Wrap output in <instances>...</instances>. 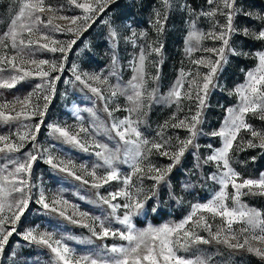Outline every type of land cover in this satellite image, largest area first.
<instances>
[{"label":"rangeland","instance_id":"obj_1","mask_svg":"<svg viewBox=\"0 0 264 264\" xmlns=\"http://www.w3.org/2000/svg\"><path fill=\"white\" fill-rule=\"evenodd\" d=\"M28 0H0V40L4 33L8 32L12 20L19 14L23 3ZM82 2V0H78ZM54 8L60 9L57 15L68 17L82 16L83 10L69 3V0H46ZM238 14L234 16L233 27L236 31L232 34L230 45L235 49L234 53L226 52V62L217 72L214 78V87H211L207 98L206 107L201 114V122L197 125L198 135L194 143L199 147H190L180 162L172 167L165 180L158 185L152 179L145 177L143 181L138 176H132L130 190L142 189L139 199L143 202V208L137 214L132 215V225L137 232L149 228H160L164 225L175 226L186 219L192 212L193 206L204 204L213 199L220 191V185L209 177L218 171L215 163L204 164V159L211 155L215 149L222 147V140L218 136L211 135L219 131L229 116V109L237 108L239 96L236 89L245 84L247 74L257 66L256 52L264 51V41L255 39L252 35H245L244 30L258 33L264 29V0H236ZM214 7L208 0H169L167 6L163 0H112L103 12H98L88 25L83 28L79 35L68 32L51 33L53 39L67 44L75 40L66 53H53L47 50L36 52L34 59L48 60L59 64L64 63L62 72H54L52 76L59 75L56 81V90L52 94L49 107L44 116V122L36 136L35 143L42 149H48L60 160L72 161L78 175L89 180V184L77 181L67 174L53 169L45 162L46 154L33 165L30 183L32 187V202L29 209L17 223L16 232L9 237L3 253H0V264H54L53 254L44 246L35 244L24 239V234L29 230L37 233L49 232L56 239L66 243L76 256L101 255L102 245H117L129 247V242L117 237H108L104 241L94 237L90 239L91 233L87 228L79 224H73L69 220L56 213L45 211L41 205L35 203L41 190L44 191L49 200L63 198L68 202L67 213L79 219L74 213L87 212L92 217H99L105 226L112 230L127 232V226L120 223L116 217H110V209L107 205L98 202L97 193L108 196L124 187V177L131 174V165L125 164L124 144L115 138V134H109L104 129L110 128L113 120L124 119L129 115L127 109L131 102L127 96L131 90L127 88L128 82L135 75L133 70L134 59L139 55L141 48L148 52L147 45L160 47L159 54L150 53L146 60V93L155 89V98L144 102L145 106L138 114H132V119L138 120V128L142 138L150 142H162L169 140L171 151H175L178 140H184L189 136L185 128H172L171 125L190 118L197 111V102L193 93V99L182 98L180 103L169 102L166 97L169 91L176 85L178 78L189 71L199 72L202 77L209 71L207 67L193 64L194 60L201 57L216 59L214 53H205L203 48L220 47V42L204 39L199 43L189 34L193 31L207 33L213 24L219 21L225 23L223 16L211 18L204 15ZM161 14V19L167 16L163 31L158 32L155 25L156 14ZM56 23L67 24V21L56 20ZM117 32L113 39L111 31ZM133 32L136 37L133 38ZM140 33H144L143 36ZM27 38V33L24 34ZM42 33H34L32 38L39 39ZM48 41L41 40V43ZM191 46L198 49L189 53L187 49ZM5 50L0 45V55ZM8 54H13L11 49ZM66 56V59L64 57ZM118 63L113 64V57ZM26 68H34L32 65H23ZM47 65L44 66L47 70ZM76 69L74 72L73 69ZM115 72V75L112 73ZM88 73L99 75L101 79L107 77V84L92 82L93 86L100 87L105 97L110 96L109 85H119L125 89L123 95H117L107 101L108 110L111 111L117 105L120 110L113 112L110 117L105 111V101L100 100L91 93L87 87L75 81L76 74ZM5 77L9 73L3 74ZM188 78H185L182 92H188ZM42 83L39 77H29L18 81L12 88H0V104L9 103L10 107L5 111H12V106L18 99L32 96L33 101L37 96H43L46 92H37L36 85ZM41 106L43 100H40ZM19 110L20 105L15 104ZM14 115V112L12 113ZM246 122L254 129L264 131V121L259 116L248 114ZM39 122V117L30 121H12L4 123L0 120V136H7L12 141L18 139L17 133L22 131L23 124L34 125ZM49 125H58L68 128L76 133L81 127L87 129V133H80V138L86 142L88 151L63 143L49 128ZM243 138H250V133L241 131L237 143ZM106 145L108 149L116 151L120 149L119 160L115 167L120 173V180L111 181L103 187L96 189L91 186L92 178L87 175L94 167L97 176H104L108 170L102 159L94 153L100 151L95 144ZM211 145V147H209ZM2 146V145H0ZM32 142L29 141L20 152L0 153V173L6 169L11 171L14 165L8 163L12 160L24 159L28 152H33ZM255 157L253 160L252 158ZM231 165L240 173L242 178H259L264 173V150L259 148H245L240 150L234 144V150L230 154ZM149 164L158 168L166 169L172 160L170 156H162L155 151L143 161V166ZM81 166H84L82 168ZM98 166V167H97ZM149 175H154L149 174ZM229 195L233 189H227ZM123 197H118L113 203L123 204ZM227 206L232 209L237 205L231 200L226 201ZM240 203L249 209H254L264 215V196L242 195ZM73 206H75L73 208ZM125 210L119 208L116 216L122 218ZM203 215L212 226L215 233L224 228L221 217H212L211 214L198 211L193 218L199 219ZM91 223V221H88ZM246 225L242 223L233 224V232L238 233ZM9 229L11 225L7 226ZM99 230V229H98ZM186 230H193L197 234L211 239L209 232L204 228H193L191 222L186 225ZM224 233L222 232V236ZM240 242H243L242 239ZM254 246L264 248L259 242H253ZM177 255L194 258L202 256L207 264H264V258L246 250H232L222 243L212 241L209 244L193 246L188 251L179 249ZM145 264H148L146 261Z\"/></svg>","mask_w":264,"mask_h":264},{"label":"snow or ice","instance_id":"obj_2","mask_svg":"<svg viewBox=\"0 0 264 264\" xmlns=\"http://www.w3.org/2000/svg\"><path fill=\"white\" fill-rule=\"evenodd\" d=\"M112 0H69V3L76 8L83 10L82 16H64L57 15L60 11L54 8L51 4H46V0H28L22 4L19 14L12 20L8 32L4 33V38L0 40V45L5 50L3 55H0V88H12L18 81H23L29 77H39L42 83L36 85L37 92H46L43 96H37L33 101L32 96L18 99L12 106V111H5L10 107L9 103L0 104V120L4 123L12 121H30L39 117V122L34 125L23 124V130L17 133L16 141L10 140L7 136H0V153H16L20 152L29 141L32 142L33 152L25 154L24 159L12 160L8 158V163L14 165L11 171L4 170L0 173V253H3L5 245L8 243L9 237L16 232V225L21 220V217L29 209L32 202V187L30 183L33 165L41 158L42 154H46L45 162L53 169L63 172L68 176L73 177L77 181H82L84 184H89L88 179L78 175L75 165L72 161L60 160L55 157L48 149H40L35 143L36 136L40 131L41 125L44 122V116L49 107L52 94L56 90V81L60 80V76H52L54 72H62L64 63L59 64L50 62L44 59H34L36 52L39 50H47L53 53H66L68 49L76 43L75 40L63 44L52 38L51 33L68 32L79 33L83 30L88 22L93 19L98 12H103ZM167 6L169 0H163ZM208 3L214 7L204 13L211 18L223 16L224 24L216 21L211 30L207 33L193 31L189 35L198 43L204 39H210L220 42V47L203 48L205 53H214L216 59L211 57H201L194 60L193 64L204 66L209 69L202 77L199 72H187L178 78L176 85L169 91L166 99L169 102L179 104L182 98L189 100L193 99V93L197 102V111L191 116L190 122L188 118L178 120L172 124V128H185L189 132V136L184 140H178L175 146L176 150L171 151L169 140L162 142H150L142 138L139 131L138 120L132 119V114H138L145 106L147 100L151 102L155 98V89L146 93V60L150 53L159 54L162 45L155 47L151 44L147 45L148 52L141 48L139 55L134 59L133 70L135 75L128 82L127 88L131 90V95L127 96L131 102V107L127 109L129 115L124 119L113 120L110 128L104 130L109 134L114 133L115 138L123 141L124 144V163L131 165V174L123 178L124 187L114 193H109L108 196H101L97 193L98 202L102 205H107L110 209L108 215L116 217L120 223L127 226V232L112 230L105 226L103 220L99 217H92L87 212H78L79 219H74L73 215H68V202L63 198H53L49 200L43 190L40 191L38 199L35 203L42 206L45 211L56 213L59 216L69 220L73 224H79L87 228L91 233V238L104 241L108 237H119L122 240L129 242V247L106 244L102 245L101 255H83L76 256L73 250L64 243L61 239H56L54 234L49 232L37 233L35 230H29L24 234V239L38 245L46 247L52 254L54 264H207V260L202 256L194 258H186L177 255L179 249L188 251L193 246L201 244H209L213 240L217 243H222L232 250H246L250 253L264 258V248L254 246L253 242H259L264 245V215L261 212L249 209L240 203L242 195H262L264 196V173H261L259 178H242L240 173L231 165L230 154L234 150V144L244 150L245 148H259L264 150V131L256 130L253 126L246 122V116L252 114L259 116V119L264 121V51L255 53L258 61L256 68L248 72L245 84L236 89V94L239 96V105L237 108L229 109V116L224 125L219 131L213 132L211 135L218 136L222 140V147L215 149L211 155L204 159V164L215 163L218 171L213 173L209 178L220 185V191L213 199L204 204L193 206V212L186 217L184 221L175 225H164L160 228H149L145 231H135L131 217L137 214L143 208V202L138 198L142 193V189H136L135 192L130 190L132 176H138L143 181L145 177L152 179L156 185L165 180L172 167L179 163L190 147H199L194 143L198 135L197 125L201 122V114L203 108L206 107V98L211 87H214V78L217 72L226 62V52L234 53L230 45L232 34L236 31L233 27L234 16L238 14L236 9V0H208ZM167 16L161 19V14H156L155 25L157 31H163L164 22ZM264 20V16L260 17ZM56 20L67 21V24L56 23ZM42 33L39 39H33L34 33ZM27 33V38H25ZM245 35H252L255 39L264 41V29L258 33L244 30ZM111 37L115 39L117 32L112 30ZM141 36L144 33H140ZM133 38L136 33L133 32ZM41 40L48 41L41 43ZM11 49V55L7 50ZM191 46L187 49L189 53L196 51ZM66 59V56L64 57ZM118 63L116 57H113V64ZM23 65H32L34 68H26ZM47 65V70L44 66ZM75 72L76 69L74 68ZM9 73L5 77L4 73ZM116 73L113 72L112 75ZM185 78H188V92H182L185 84ZM75 81L83 84L87 89L96 95L100 100L105 101V111L111 117L113 112L119 111L117 105L111 111L108 110L107 101L117 95H123L125 89L119 85H109L110 96L105 97L100 87L93 86L92 82L99 84H107V77L101 79L99 75H89L88 73L76 74ZM40 100H43L41 106ZM15 104H19V110L15 109ZM14 112V115L12 114ZM49 128L65 144L73 145L84 151H88L86 142L80 138V133H87V129L81 127L76 133L71 132L68 128L58 125H49ZM250 133V138L244 140L241 138L237 143L238 136L241 131ZM96 151L94 154L102 159L103 164L108 170L104 176H97L95 167L91 171H87V175L92 178L91 186L99 189L111 181L120 180V173L115 167V162L120 159L117 148L112 151L106 145L95 144ZM211 147V145H209ZM155 151L162 156H170L172 164L166 169H161L155 165L149 164L143 166V161L148 155ZM253 160L255 157L252 158ZM84 168V166H81ZM98 167V166H97ZM154 175H149L153 174ZM231 187L234 191L229 195L227 189ZM118 197H123V204L113 203ZM231 199L236 205V208L230 209L226 201ZM75 206H73L74 208ZM123 208L125 210L122 218L116 216L117 210ZM198 211L207 212L213 218L219 216L224 221V228L218 229L215 233L212 232V226L208 220L201 215L199 219H193ZM88 221H91L89 223ZM191 222L193 228H204L209 232L211 239H206L204 236L197 234L193 230H186V225ZM242 223L246 225L241 228L238 233L233 232V224ZM11 225L9 229L7 226ZM99 229V230H98ZM222 232L224 235L222 236ZM242 239L243 242H240Z\"/></svg>","mask_w":264,"mask_h":264}]
</instances>
